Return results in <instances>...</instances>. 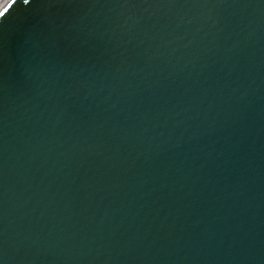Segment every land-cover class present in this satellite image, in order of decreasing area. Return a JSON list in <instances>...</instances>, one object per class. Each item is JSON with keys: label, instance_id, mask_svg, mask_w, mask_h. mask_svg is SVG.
Here are the masks:
<instances>
[{"label": "water", "instance_id": "obj_1", "mask_svg": "<svg viewBox=\"0 0 264 264\" xmlns=\"http://www.w3.org/2000/svg\"><path fill=\"white\" fill-rule=\"evenodd\" d=\"M0 13V264H264V0Z\"/></svg>", "mask_w": 264, "mask_h": 264}, {"label": "snow or ice", "instance_id": "obj_2", "mask_svg": "<svg viewBox=\"0 0 264 264\" xmlns=\"http://www.w3.org/2000/svg\"><path fill=\"white\" fill-rule=\"evenodd\" d=\"M0 15H3V13H0Z\"/></svg>", "mask_w": 264, "mask_h": 264}]
</instances>
